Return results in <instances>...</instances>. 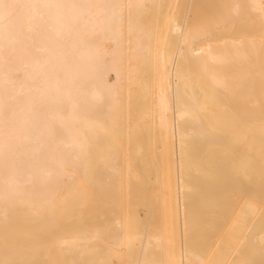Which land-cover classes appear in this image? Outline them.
Here are the masks:
<instances>
[{"label": "bare ground", "instance_id": "bare-ground-1", "mask_svg": "<svg viewBox=\"0 0 264 264\" xmlns=\"http://www.w3.org/2000/svg\"><path fill=\"white\" fill-rule=\"evenodd\" d=\"M0 264H264V0H0Z\"/></svg>", "mask_w": 264, "mask_h": 264}]
</instances>
